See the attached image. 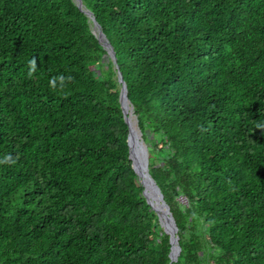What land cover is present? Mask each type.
Masks as SVG:
<instances>
[{
	"label": "trees",
	"instance_id": "1",
	"mask_svg": "<svg viewBox=\"0 0 264 264\" xmlns=\"http://www.w3.org/2000/svg\"><path fill=\"white\" fill-rule=\"evenodd\" d=\"M82 2L0 0V264L171 263L85 10L176 220L173 264H264V0Z\"/></svg>",
	"mask_w": 264,
	"mask_h": 264
},
{
	"label": "water",
	"instance_id": "2",
	"mask_svg": "<svg viewBox=\"0 0 264 264\" xmlns=\"http://www.w3.org/2000/svg\"><path fill=\"white\" fill-rule=\"evenodd\" d=\"M74 1L81 9H84L82 0ZM85 12L93 21L92 28L94 34L101 40L104 47L107 49L109 56L117 69L118 80L121 84L120 102L124 113L125 121L129 127V136L127 140L129 146V156L132 160V166L134 171L142 181V185L144 187L143 195L146 197L148 204L151 205L152 209L157 213L159 217V222L164 228L165 232L170 235V264H173V262L178 260V257L181 253V247L178 236L179 229L176 220L173 216V213L171 212L170 206L164 200V196L161 192V189L155 183L154 178L150 174L149 148L143 140V133L139 127L138 117L135 115L134 106L131 104V101L128 98L127 84L125 83L123 74L117 64V57L114 48L109 42L107 36L100 28L93 13L89 10H85ZM133 125L136 126V130H134ZM139 143L141 147L137 148L136 145H138Z\"/></svg>",
	"mask_w": 264,
	"mask_h": 264
},
{
	"label": "clouds",
	"instance_id": "3",
	"mask_svg": "<svg viewBox=\"0 0 264 264\" xmlns=\"http://www.w3.org/2000/svg\"><path fill=\"white\" fill-rule=\"evenodd\" d=\"M32 67L34 70L35 67V61L32 62ZM29 75H31V72L29 73ZM59 80L61 85L63 86V84L65 83V77L63 75L59 76L58 78H53L52 81H50V84H54L56 80ZM71 77L67 78V81H71ZM258 127H264V125H258ZM15 160L13 159V157L9 154L6 155L2 160H0V164H14Z\"/></svg>",
	"mask_w": 264,
	"mask_h": 264
},
{
	"label": "bare ground",
	"instance_id": "4",
	"mask_svg": "<svg viewBox=\"0 0 264 264\" xmlns=\"http://www.w3.org/2000/svg\"><path fill=\"white\" fill-rule=\"evenodd\" d=\"M133 128H134V130H136V126L135 125H133ZM137 146V148H140L141 146H140V143L138 144V145H136ZM154 201V200H153Z\"/></svg>",
	"mask_w": 264,
	"mask_h": 264
},
{
	"label": "rangeland",
	"instance_id": "5",
	"mask_svg": "<svg viewBox=\"0 0 264 264\" xmlns=\"http://www.w3.org/2000/svg\"><path fill=\"white\" fill-rule=\"evenodd\" d=\"M184 201V200H183Z\"/></svg>",
	"mask_w": 264,
	"mask_h": 264
}]
</instances>
